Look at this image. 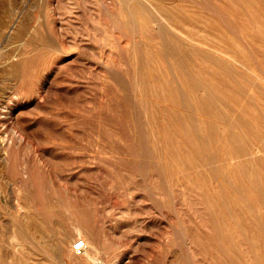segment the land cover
I'll return each mask as SVG.
<instances>
[{
	"label": "rangeland",
	"instance_id": "374dc122",
	"mask_svg": "<svg viewBox=\"0 0 264 264\" xmlns=\"http://www.w3.org/2000/svg\"><path fill=\"white\" fill-rule=\"evenodd\" d=\"M119 1L0 0V264H264V0Z\"/></svg>",
	"mask_w": 264,
	"mask_h": 264
},
{
	"label": "bare ground",
	"instance_id": "6f19581e",
	"mask_svg": "<svg viewBox=\"0 0 264 264\" xmlns=\"http://www.w3.org/2000/svg\"><path fill=\"white\" fill-rule=\"evenodd\" d=\"M131 1L132 0H120L119 2H117V4L119 5H122V6H125V7H127V9H131V5H130V3H131ZM151 1V0H150ZM102 2V1H101ZM110 2V1H109ZM200 2V1H199ZM202 2V1H201ZM205 3V2H204ZM104 5V4H103ZM202 5V4H201ZM108 6V5H107ZM142 6L143 7H145V8H147L145 5H143L142 4ZM189 6V5H188ZM200 6V5H199ZM205 6V5H204ZM110 7V6H109ZM121 7V6H120ZM190 7V6H189ZM116 8V7H115ZM207 9V8H206ZM218 9V8H217ZM105 11V10H104ZM149 11V10H148ZM213 11H215V10H213ZM147 12V11H146ZM216 12V11H215ZM104 13V12H103ZM147 14V13H146ZM218 15V14H217ZM134 16V15H133ZM219 16V15H218ZM224 16V15H223ZM108 17V16H107ZM117 17V16H116ZM220 17H222L221 15H220ZM135 19V18H134ZM225 19V18H224ZM121 20V19H120ZM116 21V20H115ZM124 21H126V20H124ZM160 21V20H159ZM152 22V21H151ZM113 23V22H112ZM152 23H154V22H152ZM124 24V23H123ZM155 24V23H154ZM153 24V25H154ZM157 25V24H156ZM114 26V25H113ZM159 26V25H158ZM116 27V26H115ZM112 28V27H111ZM110 28V29H111ZM122 33H131V34H134V33H137V32H142L144 29L142 28V27H140V26H138L137 25V23L136 22H132V23H130V24H124V26H122L121 27V29H119ZM114 33V32H113ZM112 33V34H113ZM124 36V35H123ZM129 36V35H128ZM126 37V36H125ZM132 39H133V37H132ZM181 39V41H182V38H180ZM190 44H193V42H190ZM133 45H134V43H133ZM136 45V44H135ZM146 45V44H145ZM137 46V45H136ZM134 48V47H133ZM201 49V48H200ZM214 49V48H213ZM133 51H134V49H133ZM132 51V52H133ZM135 52V51H134ZM207 52V51H206ZM207 53H209V52H207ZM132 54V53H131ZM130 55V54H129ZM135 55V54H134ZM206 55V54H205ZM216 55V54H215ZM135 56H137V55H135ZM134 56V57H135ZM211 56V55H210ZM136 58V57H135ZM166 58V57H165ZM181 58V57H180ZM175 59V58H174ZM209 59V58H208ZM213 59V58H212ZM135 60H137V59H135ZM211 60V59H210ZM179 61V60H178ZM177 61V62H178ZM214 61H216V60H214ZM136 62V61H135ZM225 62V61H224ZM238 62V61H237ZM147 63V62H146ZM176 63V62H175ZM107 64V63H106ZM132 64V63H131ZM135 64V63H134ZM133 64V65H134ZM142 64H143V61H142ZM241 64V63H240ZM137 65V64H136ZM136 65H135V67H136ZM141 65V64H140ZM218 65H220V63H218ZM125 66V65H124ZM132 66V65H131ZM144 66V65H143ZM221 66V65H220ZM260 66V65H259ZM113 67V66H112ZM133 68H134V66H132ZM131 67V68H132ZM139 67V66H138ZM159 67V66H158ZM168 67V66H167ZM128 68V67H127ZM126 68V69H127ZM182 68V67H181ZM261 67H259V69H260ZM117 69V68H116ZM134 69H137V68H134ZM140 69H141V67H140ZM261 69H263V68H261ZM111 70V69H110ZM124 70V69H123ZM133 70V69H132ZM145 70V69H144ZM143 70V71H144ZM125 71V70H124ZM139 71V70H138ZM141 71V70H140ZM139 71V72H140ZM146 71V70H145ZM188 71V70H187ZM127 72V71H126ZM132 72V71H131ZM135 72V71H134ZM171 72V71H170ZM133 73V72H132ZM131 73V74H132ZM136 74V73H135ZM148 74V73H147ZM113 75H114V73H113ZM127 75V74H126ZM139 75H140V73H139ZM172 75V74H171ZM192 75V74H191ZM123 77V76H122ZM134 77H135V75H134ZM118 78V77H117ZM132 78V77H131ZM130 78V79H131ZM135 79V78H134ZM190 79H192V77L190 78ZM194 79H196V78H194ZM117 80V79H116ZM129 80V79H128ZM139 80H140V78H139ZM138 80V81H139ZM202 80V79H201ZM118 81V80H117ZM122 81V80H121ZM135 81V80H134ZM141 81H143L142 79H141ZM147 81H149V78H147ZM203 81V80H202ZM136 82V81H135ZM151 82V81H150ZM195 82V81H194ZM197 82V81H196ZM199 82V81H198ZM197 82V83H198ZM201 82V81H200ZM127 83V82H126ZM152 83V82H151ZM125 84V83H124ZM123 84V85H124ZM135 84H137V83H135ZM134 83H133V85H134V87L136 86ZM143 84V83H142ZM141 84V85H142ZM146 84V83H145ZM138 85V84H137ZM153 85V84H152ZM170 85H172V83L170 84ZM198 85V84H197ZM120 86V85H119ZM151 86V85H150ZM149 86V87H150ZM208 86V85H207ZM142 87V86H141ZM140 87V88H141ZM200 87V86H199ZM206 88H208V87H206ZM135 89V88H134ZM210 89V88H209ZM141 90V89H140ZM143 90V89H142ZM206 90V89H205ZM150 91H151V89H150ZM211 91V90H210ZM140 92V91H139ZM183 92V91H182ZM184 92H186V91H184ZM206 92V91H205ZM212 92V91H211ZM141 93V92H140ZM208 93V92H207ZM127 94H129V93H127ZM146 94V93H145ZM203 94V93H202ZM205 94V93H204ZM150 95H152V94H150ZM214 95V94H213ZM127 96V95H126ZM138 96V95H137ZM210 97H212L211 95H210ZM126 99V98H125ZM213 99V98H212ZM129 100V99H128ZM210 100V99H209ZM131 102V101H130ZM129 102V103H130ZM214 102H215V100H214ZM158 103V102H157ZM127 104H128V102H127ZM134 104V103H133ZM136 104H137V102H136ZM146 104V103H145ZM225 105V104H224ZM130 106V105H129ZM140 107V106H139ZM168 107V106H167ZM192 107V106H191ZM220 108V107H219ZM193 109V108H192ZM193 111V110H192ZM205 111V110H204ZM156 112V111H155ZM152 113V112H151ZM142 114V113H141ZM171 114V113H170ZM143 115V114H142ZM146 116V115H145ZM139 117V116H138ZM219 118V117H218ZM178 119V118H177ZM219 120V119H218ZM135 121V120H134ZM139 122V121H138ZM198 123V122H197ZM143 124V123H142ZM182 125V124H181ZM180 126V125H179ZM222 126V125H221ZM220 126V127H221ZM178 128V127H177ZM224 128V127H223ZM229 128V127H228ZM231 128V127H230ZM140 129V128H139ZM144 129V128H143ZM151 129V128H150ZM222 129V128H221ZM129 131V130H128ZM150 131V130H149ZM144 132V131H143ZM223 132V131H222ZM130 133V132H129ZM198 134V133H197ZM148 135H150V134H148ZM153 135V134H152ZM143 136H145V138H146V135H143ZM153 137H154V135H153ZM130 138H131V136H130ZM133 138V137H132ZM133 140V139H132ZM143 140V139H142ZM155 140V139H154ZM144 141H146V140H144ZM150 141V140H149ZM143 144V143H142ZM146 144V143H145ZM146 147V146H145ZM154 148V147H153ZM161 153H162V151H161ZM214 159H216V158H214ZM43 162V161H42ZM216 162V161H215ZM216 164V163H215ZM210 168V167H209ZM211 173H213V172H211ZM216 177V176H215ZM261 191V190H260ZM16 200V199H15ZM215 221V220H214ZM94 236V235H93ZM73 234L71 233V231H69V230H66L64 233H63V236L61 237V239L59 240V243H60V246H61V248L62 249H66L67 250V254H68V258L66 259V264H71V260L72 259H74V258H76V257H78V258H84L85 256H84V253L86 252V250L87 249H85L84 251H83V253H77V252H75L73 249L71 250L70 249V244H71V242H72V240H73ZM75 239V238H74ZM74 241V240H73ZM86 241L88 242V240L86 239ZM72 248V247H71ZM177 261V260H176Z\"/></svg>",
	"mask_w": 264,
	"mask_h": 264
},
{
	"label": "built area",
	"instance_id": "2783aa9c",
	"mask_svg": "<svg viewBox=\"0 0 264 264\" xmlns=\"http://www.w3.org/2000/svg\"><path fill=\"white\" fill-rule=\"evenodd\" d=\"M86 247L87 242L82 237H76L72 243V249L77 253H80L81 251L85 250Z\"/></svg>",
	"mask_w": 264,
	"mask_h": 264
}]
</instances>
